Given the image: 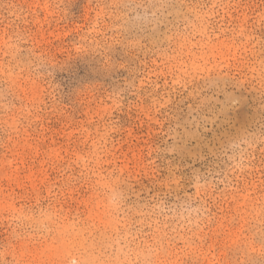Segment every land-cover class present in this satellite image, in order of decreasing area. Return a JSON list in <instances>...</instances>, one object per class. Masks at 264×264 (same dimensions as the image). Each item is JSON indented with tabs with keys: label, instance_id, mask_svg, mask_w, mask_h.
Instances as JSON below:
<instances>
[{
	"label": "rangeland",
	"instance_id": "374dc122",
	"mask_svg": "<svg viewBox=\"0 0 264 264\" xmlns=\"http://www.w3.org/2000/svg\"><path fill=\"white\" fill-rule=\"evenodd\" d=\"M0 264H264V0H0Z\"/></svg>",
	"mask_w": 264,
	"mask_h": 264
}]
</instances>
